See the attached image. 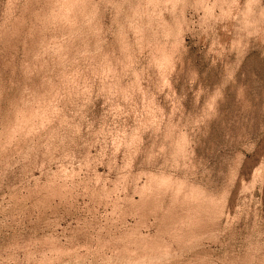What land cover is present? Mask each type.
Returning a JSON list of instances; mask_svg holds the SVG:
<instances>
[{
  "label": "rangeland",
  "instance_id": "rangeland-1",
  "mask_svg": "<svg viewBox=\"0 0 264 264\" xmlns=\"http://www.w3.org/2000/svg\"><path fill=\"white\" fill-rule=\"evenodd\" d=\"M0 264H264V0H0Z\"/></svg>",
  "mask_w": 264,
  "mask_h": 264
},
{
  "label": "bare ground",
  "instance_id": "bare-ground-1",
  "mask_svg": "<svg viewBox=\"0 0 264 264\" xmlns=\"http://www.w3.org/2000/svg\"><path fill=\"white\" fill-rule=\"evenodd\" d=\"M147 18H148V17H147ZM177 28H178V27H177ZM70 43H71V42H70ZM58 46H59V45H58ZM65 47H66V46H65ZM70 50H71V49H70ZM46 52H47V51H46ZM83 54H84V53H83ZM163 55H164V54H163ZM65 57H66V56H65ZM35 58H36V57H35ZM177 187H178V186H177ZM189 189H190V188H189ZM188 200H189V199H188ZM212 218H213V217H212ZM212 218H211V219H212ZM142 237H143V236H142ZM173 238H174V237H173ZM147 251H148V250H147Z\"/></svg>",
  "mask_w": 264,
  "mask_h": 264
}]
</instances>
